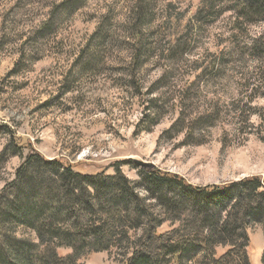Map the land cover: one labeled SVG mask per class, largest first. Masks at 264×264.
Here are the masks:
<instances>
[{
    "label": "rangeland",
    "instance_id": "1",
    "mask_svg": "<svg viewBox=\"0 0 264 264\" xmlns=\"http://www.w3.org/2000/svg\"><path fill=\"white\" fill-rule=\"evenodd\" d=\"M65 1L0 0V193L34 154L83 175L119 168L166 219L139 185L137 162L193 187L252 177L264 187V55L255 49L264 21L237 28L227 1L191 18L201 0H144L137 38L136 0H83L59 11ZM175 226L166 220L159 231ZM246 232L249 264H264V223ZM129 253L80 261L125 264Z\"/></svg>",
    "mask_w": 264,
    "mask_h": 264
},
{
    "label": "trees",
    "instance_id": "2",
    "mask_svg": "<svg viewBox=\"0 0 264 264\" xmlns=\"http://www.w3.org/2000/svg\"><path fill=\"white\" fill-rule=\"evenodd\" d=\"M82 1L66 0L59 11L72 12ZM216 2L230 4L237 28L264 21V0H201L191 18L213 11ZM146 10L144 0H136L131 31L137 38L146 25ZM255 49L264 55L263 38ZM139 167V185L167 219L119 168L110 176L83 175L59 161L30 155L0 193V264H83L85 254L123 247L130 249L125 264H249L246 230L251 222L264 223L259 178L193 187L175 175ZM166 220L176 226L161 233ZM16 225L31 230L36 240L17 237ZM219 245L227 246L221 254ZM59 248L70 253L61 256Z\"/></svg>",
    "mask_w": 264,
    "mask_h": 264
},
{
    "label": "water",
    "instance_id": "3",
    "mask_svg": "<svg viewBox=\"0 0 264 264\" xmlns=\"http://www.w3.org/2000/svg\"><path fill=\"white\" fill-rule=\"evenodd\" d=\"M140 166H145V167H152L151 164H143V163H140V162H137Z\"/></svg>",
    "mask_w": 264,
    "mask_h": 264
}]
</instances>
